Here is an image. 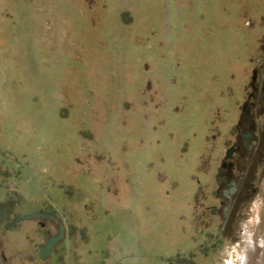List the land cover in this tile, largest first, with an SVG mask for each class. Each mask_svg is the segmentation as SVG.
<instances>
[{"label":"rangeland","instance_id":"rangeland-1","mask_svg":"<svg viewBox=\"0 0 264 264\" xmlns=\"http://www.w3.org/2000/svg\"><path fill=\"white\" fill-rule=\"evenodd\" d=\"M3 203L0 264H264V0H0Z\"/></svg>","mask_w":264,"mask_h":264},{"label":"water","instance_id":"water-1","mask_svg":"<svg viewBox=\"0 0 264 264\" xmlns=\"http://www.w3.org/2000/svg\"><path fill=\"white\" fill-rule=\"evenodd\" d=\"M255 80V78H254ZM243 116L245 118L248 117V104H245L243 106ZM253 134L252 133H247L245 135L242 136V140L244 141L245 144L247 143H250V149L253 148ZM238 151V148H235V147H231L227 150L226 152V155H225V162L222 166L223 169H228L229 172H228V178H232L233 176V173H232V160L234 158V155L235 153ZM233 186H234V189H232L231 191H228L226 192V194L232 198V195H234L237 191V184L235 182H233ZM25 220H47V221H52L54 222L55 224L58 225V229H59V232L57 235H53L51 236L46 245L40 250V258L41 260L43 261H46L52 254L54 248L60 243L62 242L66 236H67V227L66 225L56 216L52 215V214H49V213H34V214H29V215H24V216H21L20 218L16 219L12 226H14L15 224H18L22 221H25ZM228 220V214L225 215V222L224 224H226ZM11 226V227H12Z\"/></svg>","mask_w":264,"mask_h":264},{"label":"flooded vegetation","instance_id":"flooded-vegetation-1","mask_svg":"<svg viewBox=\"0 0 264 264\" xmlns=\"http://www.w3.org/2000/svg\"><path fill=\"white\" fill-rule=\"evenodd\" d=\"M248 104V117L245 118L244 116L241 119V126L240 128L242 129V134H241V140H242V136L247 134V133H252L253 134V148L250 149V143L245 144L244 141L242 140V146H236L235 148H238V151L235 153L234 158L232 160V173L233 176L232 178H228V169H223L226 171V182L223 185V194H224V201L221 202V205L225 204V201H228L229 206H231L232 202L234 201V199L236 198L237 194L239 193V191L241 190V186H242V182L244 179V175L240 176V177H236L235 176V171L238 169L237 166V157L238 155L243 151V149H246L248 154L253 153L256 150V142H258V138L255 137L256 135V124L252 119V108H254V106H258L259 105V99H258V93L256 92V95L254 96V101L253 104L251 105L250 103H246ZM240 163V162H239ZM233 182H235L237 184V191L234 195H232V198H230L226 192L231 191L232 189H234L233 186Z\"/></svg>","mask_w":264,"mask_h":264},{"label":"trees","instance_id":"trees-1","mask_svg":"<svg viewBox=\"0 0 264 264\" xmlns=\"http://www.w3.org/2000/svg\"><path fill=\"white\" fill-rule=\"evenodd\" d=\"M259 142H260V140H259ZM256 149H257V147H256ZM255 151H256V150H255ZM255 151H254V152H255ZM254 152H253V153H254ZM253 153H251V154H248V153H247V155H252ZM7 205H8L7 203L0 204V208L3 209V208H5Z\"/></svg>","mask_w":264,"mask_h":264}]
</instances>
